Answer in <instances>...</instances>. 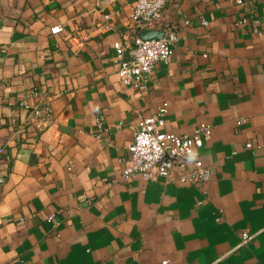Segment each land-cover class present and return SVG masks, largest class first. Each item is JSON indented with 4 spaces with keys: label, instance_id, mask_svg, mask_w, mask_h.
Here are the masks:
<instances>
[{
    "label": "crops",
    "instance_id": "crops-1",
    "mask_svg": "<svg viewBox=\"0 0 264 264\" xmlns=\"http://www.w3.org/2000/svg\"><path fill=\"white\" fill-rule=\"evenodd\" d=\"M135 1L0 0V264H264V0H173L172 59L142 91L115 48ZM150 116L210 126L209 182L123 178Z\"/></svg>",
    "mask_w": 264,
    "mask_h": 264
},
{
    "label": "built area",
    "instance_id": "built-area-1",
    "mask_svg": "<svg viewBox=\"0 0 264 264\" xmlns=\"http://www.w3.org/2000/svg\"><path fill=\"white\" fill-rule=\"evenodd\" d=\"M173 0H136L130 4L131 20L133 22L132 44L126 38V43L115 44L117 51L118 76L125 86H132L138 90H146L152 73L160 63L168 64L174 53L177 42L175 28L163 23L166 9ZM239 3L245 2L240 0ZM247 6L254 8L253 2ZM243 24L247 19L240 20ZM62 31L57 27L53 34ZM145 31H160L163 36L159 39L143 41L141 34ZM167 106L160 109L158 116H163ZM34 118L41 127L47 128L51 124L52 109L45 103L33 110ZM158 116L143 118L128 150L131 155V166L123 172V178L129 179L135 174H141L146 179L155 180L157 177L167 179L177 173L182 181L194 186H201L211 180V170L201 160L199 148L204 140L211 137V128L207 124H200L192 135H178L163 133L160 130ZM251 147V145H248ZM3 154V149H0ZM4 178L0 176V185ZM248 232L242 233L243 243L250 240ZM168 264V261L164 262Z\"/></svg>",
    "mask_w": 264,
    "mask_h": 264
},
{
    "label": "water",
    "instance_id": "water-1",
    "mask_svg": "<svg viewBox=\"0 0 264 264\" xmlns=\"http://www.w3.org/2000/svg\"><path fill=\"white\" fill-rule=\"evenodd\" d=\"M163 36V33L160 31H145L141 34V39L143 41H150L153 39H159Z\"/></svg>",
    "mask_w": 264,
    "mask_h": 264
}]
</instances>
